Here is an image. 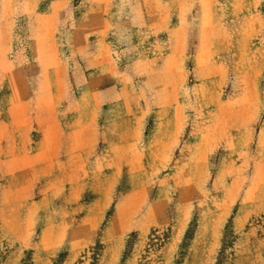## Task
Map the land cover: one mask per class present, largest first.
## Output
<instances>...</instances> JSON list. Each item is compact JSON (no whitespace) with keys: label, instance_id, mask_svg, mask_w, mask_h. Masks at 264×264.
<instances>
[{"label":"rangeland","instance_id":"rangeland-1","mask_svg":"<svg viewBox=\"0 0 264 264\" xmlns=\"http://www.w3.org/2000/svg\"><path fill=\"white\" fill-rule=\"evenodd\" d=\"M0 264H264V0H0Z\"/></svg>","mask_w":264,"mask_h":264}]
</instances>
